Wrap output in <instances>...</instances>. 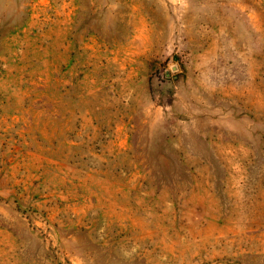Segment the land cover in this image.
Returning <instances> with one entry per match:
<instances>
[{
	"label": "rangeland",
	"instance_id": "obj_1",
	"mask_svg": "<svg viewBox=\"0 0 264 264\" xmlns=\"http://www.w3.org/2000/svg\"><path fill=\"white\" fill-rule=\"evenodd\" d=\"M0 264H264V0H0Z\"/></svg>",
	"mask_w": 264,
	"mask_h": 264
}]
</instances>
